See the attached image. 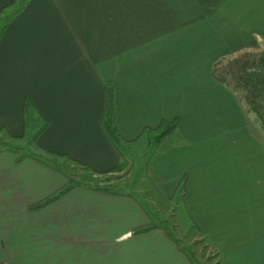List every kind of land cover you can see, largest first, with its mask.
Segmentation results:
<instances>
[{
    "label": "crops",
    "instance_id": "0c3cea01",
    "mask_svg": "<svg viewBox=\"0 0 264 264\" xmlns=\"http://www.w3.org/2000/svg\"><path fill=\"white\" fill-rule=\"evenodd\" d=\"M1 12L6 138L30 116L46 125L36 153L105 173L120 161L102 127L108 90L126 145L178 124L145 164L150 208L88 187L46 202L70 174L0 149V264H194L151 219L181 184L216 264H264V138L213 78L217 61L264 44V0H0Z\"/></svg>",
    "mask_w": 264,
    "mask_h": 264
},
{
    "label": "rangeland",
    "instance_id": "374dc122",
    "mask_svg": "<svg viewBox=\"0 0 264 264\" xmlns=\"http://www.w3.org/2000/svg\"><path fill=\"white\" fill-rule=\"evenodd\" d=\"M17 4L21 0H15ZM264 52V44L261 47L250 50L243 51L237 54L231 55L229 57L223 58L216 63L215 72L230 82L235 80L236 74L239 72V68L247 64H250L253 60H257L259 55ZM239 99L243 93L237 90ZM244 108L247 109L244 103ZM251 121V128L255 129L258 127L260 129L259 122L255 119L254 115H251L249 122ZM38 124V125H37ZM36 126V127H35ZM40 123H38L30 117H27L26 128L24 130V138L20 141H15L13 146L15 148L20 147L22 150L21 154H30L32 152L31 147H26L31 138L40 129ZM261 137L264 138V133L260 130L257 131ZM154 134L146 135L142 140L138 141L132 145H122L121 147V163L124 164L122 171L109 174L106 179L110 180L107 185L111 188V191L117 193H123L129 191L134 196L142 199V204L146 205L148 208L151 205V200L148 199V193L150 185L145 182L142 177H144L145 164L147 160L154 154L157 148L163 147L165 141H161L160 144H154L152 142ZM11 143L10 139L6 138L4 135L0 134V148H3L4 144ZM30 148V149H29ZM35 152V151H34ZM36 153V152H35ZM36 155H41L47 163H53L60 167L61 171L66 174H70V177L74 179H79L80 176L85 175L84 171L77 166L70 167L69 163H64L57 158L47 156L42 152H37ZM59 160V161H58ZM101 179H104L101 177ZM147 198V199H146ZM152 208V207H151ZM154 211V208H152ZM163 213L162 219L159 220L156 216L151 215V219L154 223L160 224L165 228L175 239L179 241V244L189 254L193 259L194 264H201L199 260H202L204 264H216L215 254L213 248L208 245V242L196 232L192 227L189 217L186 214L185 207L180 201H173L168 204L167 208L164 207L162 210L155 211L154 213ZM158 217V216H157Z\"/></svg>",
    "mask_w": 264,
    "mask_h": 264
},
{
    "label": "trees",
    "instance_id": "16d2710c",
    "mask_svg": "<svg viewBox=\"0 0 264 264\" xmlns=\"http://www.w3.org/2000/svg\"><path fill=\"white\" fill-rule=\"evenodd\" d=\"M25 0H21L18 6L20 7ZM9 20V16L5 15L4 13H0V33L5 28L6 23ZM218 62V61H217ZM216 62V63H217ZM216 63L213 66V78L223 84H225L236 96L238 101L244 105V103L247 106V109H245V113L251 117V115L255 116V119L259 122L260 130L264 133V52L259 55L257 60H253L250 64V67H247V64L243 67L239 68V72L235 76V80L230 82H227V80L220 75H217L215 72V66ZM237 90L239 92L241 91L243 93L241 100L239 99ZM107 104L105 108V114L102 121V127L105 131L108 139L112 143L113 147L117 151V153L120 156L121 159V147L125 144L121 137L119 136L115 125H114V112H113V105H112V92L111 90L107 91ZM244 107V106H243ZM177 121L172 122H163L159 125L158 128L153 130H145V134L150 135L154 134L152 138V142L154 144H160L163 138L167 137L171 133H173L177 129ZM40 128L36 134L31 138L30 143L26 147H31L32 152L30 154H21L22 150L20 147L15 148L13 144L6 143L4 144L3 148L5 149H11L14 150L21 158L23 157H35L37 159L42 160L46 163V161L43 159L41 155H36L34 152L35 150L39 149V147L36 144V140L42 129ZM8 139L20 141L24 138V135L21 137H11L7 136ZM0 148V149H3ZM30 149V148H29ZM156 151H154L155 153ZM44 153V152H42ZM46 154V153H44ZM48 154V153H47ZM53 156V155H52ZM124 164L119 161V163L111 170L105 173H97L92 171L91 169L78 165L77 167L82 169L84 171L85 175H82L79 177V179H74L69 176L68 182L64 189H62L58 195L51 197L46 202H50L54 200L55 198L59 197L60 194H63L73 187H88L94 190H101L111 193H117L111 191V188L107 185L110 180L106 179V176L109 174L117 173L122 171ZM101 177L105 178L101 179ZM185 195V189L184 184H181L180 187L177 190V194L175 195V198L173 199L175 202L180 201L182 203V200ZM192 258V257H191Z\"/></svg>",
    "mask_w": 264,
    "mask_h": 264
}]
</instances>
